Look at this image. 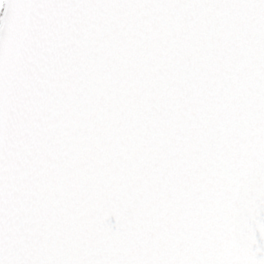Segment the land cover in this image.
I'll return each instance as SVG.
<instances>
[{"label":"snow or ice","instance_id":"6c2138e0","mask_svg":"<svg viewBox=\"0 0 264 264\" xmlns=\"http://www.w3.org/2000/svg\"><path fill=\"white\" fill-rule=\"evenodd\" d=\"M0 264H264V0H0Z\"/></svg>","mask_w":264,"mask_h":264}]
</instances>
